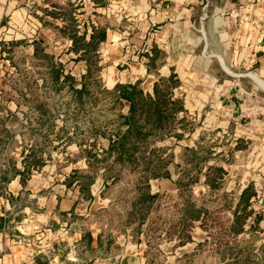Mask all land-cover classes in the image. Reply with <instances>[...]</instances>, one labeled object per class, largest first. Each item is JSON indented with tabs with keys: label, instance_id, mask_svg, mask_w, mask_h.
I'll return each mask as SVG.
<instances>
[{
	"label": "crops",
	"instance_id": "0c3cea01",
	"mask_svg": "<svg viewBox=\"0 0 264 264\" xmlns=\"http://www.w3.org/2000/svg\"><path fill=\"white\" fill-rule=\"evenodd\" d=\"M22 1L0 0V28L6 24L19 27L28 22L26 18L29 16L20 6ZM48 1L46 4L62 6L59 0ZM71 1L82 3L84 8L89 3L94 6L92 10L107 15L118 11L119 16L112 14L116 24L126 19L137 28L131 32L105 30L106 39L100 44L101 50L105 48L114 63L106 68L111 73L105 77L108 85L138 83L144 94L152 95L158 76L168 77L173 73L179 81L173 97L182 101L184 111L178 118H185L192 125V131L179 141L169 138L157 146L167 144L172 159L178 158L186 149L195 148L201 131L208 129L225 133L236 146L248 142L246 148L235 152L233 165L223 164L221 167L225 177L232 180L233 187L238 186L242 191L250 184L255 185L252 171L260 167L263 160L254 164L248 162V166L243 163L247 153L264 157V0ZM107 2L105 7L101 6ZM36 10L40 15L29 18L32 28L37 31L43 25L41 40L54 39L55 34L45 27L46 18L52 17L43 16L40 8ZM73 16L77 25L76 15ZM90 32L87 30V38ZM125 33L126 37L122 35ZM40 35L34 36V42L43 43L38 38ZM121 35L125 40L118 42ZM129 42L147 44V48L155 47L164 53L165 64L159 73H152L144 63L145 59L148 63V53L137 57L134 51L129 54L128 49L124 50ZM31 48L33 55L34 46ZM120 62L126 67L117 69L115 64ZM124 107L127 111L126 103ZM48 168L42 166L36 171L42 173ZM172 168L177 169L175 160L168 166L169 179L151 183L155 192H176L174 182L178 172ZM261 170L264 171V166ZM40 173L36 176L31 173L32 178L24 186L16 176L0 193V217L4 220L0 231V264H84L77 257V251L82 250L89 255V263L86 261L85 264H106L99 263L96 254L106 258L119 238L106 235L101 224L92 226L89 218L93 213L101 215L108 210L110 202L97 194L95 183L90 187L92 199H86L80 194L77 182L67 185L68 175L57 174L44 181L39 178ZM238 177L239 181H236ZM24 193L34 200L37 210L24 207L18 217L12 205ZM16 218V225L11 226L10 231L9 224ZM120 237L123 238V249L113 262L107 259L108 264H148L144 257L146 241L143 235L138 241L131 240L128 232ZM205 237L196 226L191 242L184 246L173 248V242L163 241L159 250L164 261L160 264H176V259L193 251ZM108 241H111L110 245H107ZM68 258H75V262Z\"/></svg>",
	"mask_w": 264,
	"mask_h": 264
},
{
	"label": "trees",
	"instance_id": "16d2710c",
	"mask_svg": "<svg viewBox=\"0 0 264 264\" xmlns=\"http://www.w3.org/2000/svg\"><path fill=\"white\" fill-rule=\"evenodd\" d=\"M50 7L53 10L40 7L42 15L62 23L60 27L54 28L64 40L70 42L67 54L74 55L71 61L85 63L86 73L78 81L70 72L65 71L64 64L45 52L41 42H33L32 59L43 69L40 87L44 95L65 92L70 96V101L65 105L49 106L40 100L42 95L37 94L26 74L22 75L25 76L23 88L14 89L17 95L2 94L6 103L13 102L16 109L23 106L29 111L33 110L34 115H38L36 131L44 132L46 136L57 132L53 129V118L57 111L65 110L67 116L71 115L68 109L73 104L77 110L73 116L77 118V113L86 110L87 106L94 108L108 101L106 112L114 113V118L103 121L88 118L82 132L90 133L92 138L77 143L87 170H72L66 178L67 185L77 182L80 194L86 199H92L90 187L96 179L101 181V197L119 184L130 185L131 188L122 189L116 201H111L109 209L101 214L112 212L114 204L121 205V214H115L119 222L118 232H128L133 241H138L140 235L144 236V257L148 264L164 261L159 250L163 241L173 242V248L190 243L196 226L205 233V240L198 243L190 253L176 259V264H264V242L256 245L264 229L259 227L263 214L252 208V198L256 197L254 187L250 184L242 191H225L226 173L221 166L207 165L212 150L202 144V137L196 142L195 148L185 150L177 164L179 175L174 182L176 192L151 191V181L169 179L168 166L172 161L169 149L166 146L158 147L157 144L169 138L179 141L193 128L185 118H178L184 108L182 101L173 97V90L179 86L176 76L173 73L168 77L158 76L152 95L144 94L138 83L117 84L111 90L102 88L94 79L101 71L97 67V51L106 39L105 27L91 26L87 38L86 29L79 32L70 9L56 3L50 4ZM10 44L13 46L19 42ZM151 50V56L146 54L149 70L155 69L156 60L163 56L155 47ZM125 103L128 108L123 114L121 111ZM5 111L9 117L0 118V148L11 134L5 128L6 122L12 123L17 119L10 111ZM23 114L28 121L26 113ZM61 132L68 135L63 127ZM72 133L75 135V132ZM56 136L58 140L60 137ZM66 137L59 140L61 145L72 142L70 134ZM98 137L106 140V148L97 146ZM238 145L236 149L240 148ZM21 157V170L13 162L0 170V193H3L6 183L16 176L20 177V184L24 186L32 170H39L45 162L42 155L32 147L28 154ZM197 186L200 187L198 192ZM111 214L114 218V213ZM3 224L4 220L0 217V231ZM110 244L111 241H108L107 245Z\"/></svg>",
	"mask_w": 264,
	"mask_h": 264
},
{
	"label": "rangeland",
	"instance_id": "374dc122",
	"mask_svg": "<svg viewBox=\"0 0 264 264\" xmlns=\"http://www.w3.org/2000/svg\"><path fill=\"white\" fill-rule=\"evenodd\" d=\"M54 2H57L58 0H52ZM59 3L62 5V7L66 9H70L73 14L76 15V19L78 20V26H80L79 32H83L84 29L88 32H90L91 26H102L105 27V29H118L119 31L125 30V31H137V28L130 25L131 23L126 19L122 20L119 24H116L117 22L112 18V14L118 15L120 12L114 11V13L110 12L109 15L107 13H103L102 11H94L92 10L94 6L90 5L89 3L86 4V7L82 5V3H78L77 1H71V0H63ZM68 2L69 4H66ZM65 3V5H64ZM45 4V5H44ZM107 3H102L101 6H106ZM77 5V6H76ZM24 8L27 15L30 17H33L35 14L40 15V12L36 10L40 7L48 8V10H53L50 7V4H46L43 0H23L22 4L20 5ZM37 6V7H36ZM110 16V17H109ZM28 17L26 20L28 22H25L24 25L21 26H14V25H8L6 24L4 27L0 28V118H5L8 112L5 111L7 109L10 111L14 117H16V121L9 123L6 122L5 128L11 132L10 136L5 138L4 145L0 148V170H4V168L8 167L10 165V162H13L15 164V167L19 170L22 169L21 166V155H26L29 152L30 147L34 149L37 153H40L42 157L44 158L45 162L43 166L49 167L42 173L37 172L36 170H32V176H36L40 173V179L48 180L49 178H53V176L60 174V175H69L72 170H81L84 172L87 170V166L85 164V159L83 156V153H81L80 149L77 147V143L86 142L90 140L91 134L90 133H83L82 131L85 130V124L88 122V118L92 119H113L114 113H107L106 110L108 109L109 103L106 101L105 103L98 104L97 107H89L87 106V109L83 112L77 113V118H74L73 114H76L77 110L75 109L74 105L71 104V107L68 109V113H71V115L65 114V110H60L55 113L54 125L53 129L54 131H57L56 133H52L49 135H45L44 132L36 131L37 124L36 120L38 115H34L33 110H28L25 107H21L20 109H16L13 102H9L8 104L5 101V98H3V94H9L12 93L13 95H17V92L14 91L16 88H23V78L25 76H22L23 74H26L28 77L27 80L30 81V84L34 85V90H36L37 94H41L42 97L40 98L41 101H44L49 106H55L59 104H66L70 101V96L66 94L65 92H62L61 94H54L53 92H50L49 95H44L43 89L41 86V78L43 75V69L39 67V64L37 61L32 59V48L34 42V36L37 34H41L38 38L40 41H42L41 47L44 48L45 52L49 55H53L55 57V60L61 62L64 64V69L67 72H70V74L79 81L80 77L86 73L85 71V63L79 62L75 63L71 61V58L74 56L72 54H67V48L69 47V43L66 42L57 29L54 28V26L60 27L62 23L57 20H53L51 18H46V28L51 30L55 34V38L47 40V42H44V40H41L43 38L42 29L44 28L42 25L37 26L38 30L36 31L34 28H32V21ZM118 18V17H117ZM36 22V21H35ZM131 26V27H130ZM130 27V28H128ZM36 32V33H35ZM120 35V34H119ZM123 36H127L126 33L122 34ZM120 36L118 42L121 40H125V38ZM131 36V35H130ZM41 37V38H40ZM33 40V41H32ZM19 42V44L11 45V42ZM124 50L129 51V54H132L133 51L135 52L134 55L137 57L144 56L146 53H148L150 56L153 54V51L151 48H147V44L141 45L136 44L135 42H129L128 45H125ZM5 50V51H3ZM106 49L99 45L97 55H98V64L97 67L101 68V71L98 75H96L98 84L105 89L111 90L113 87L107 84L105 77L107 75H111L110 71L107 68L109 65H114L113 59L110 58V56H107ZM162 52V51H161ZM163 53V52H162ZM125 54V53H124ZM138 54V55H137ZM164 53L163 56L156 60L155 62V69H152L151 72L154 74L159 73V69L161 66L165 64L164 60ZM145 64H147V60L144 61ZM117 65V69L121 68L120 66H123L124 68L126 65H123L122 62L115 64ZM104 72V73H103ZM78 87V86H77ZM100 96V95H99ZM5 108V109H4ZM123 114L126 113V108L124 107L121 111ZM23 113H26L28 121L25 120V115ZM103 115V116H102ZM9 117V116H7ZM11 119V118H10ZM15 120V119H14ZM65 130L66 133L61 132V129ZM79 129V131L77 130ZM30 130H34L30 131ZM77 130V131H76ZM72 132H75V135H73ZM200 134V137L203 138L204 145L209 146L211 148L212 157L207 163V165H214V166H221L223 164H234L235 162V152L238 150L235 148L236 145H234V141L229 138L225 133H220L217 130H202ZM72 133V135H71ZM73 137L72 142H70L67 145H61V142L59 140L63 139L64 137L68 138V136ZM203 134V135H202ZM45 135V136H44ZM59 135V139L57 140V136ZM199 137V138H200ZM197 138V139H199ZM64 140V139H63ZM66 140V139H65ZM198 141V140H197ZM96 143L99 148H106L107 142L101 137L96 138ZM196 145V144H195ZM248 145V142H243L242 144H239V149L246 148ZM160 147H165L167 144H161ZM169 149V147H167ZM24 152V153H23ZM168 154H171V151H168ZM173 154V153H172ZM250 153L246 154V159L243 163V166H248L247 163H256V161L260 162L262 161V165H258L260 167L255 168V170L252 171V181L255 183L253 185L254 190L256 192V197L252 198V208L256 212H260L263 214V222L259 224V227L261 229H264V171L261 170V167L264 166V157L261 156L257 158L256 155L249 156ZM183 155V154H182ZM181 155V156H182ZM49 156V158H48ZM180 157L172 159V161L175 160L176 167L180 160ZM254 166V165H253ZM52 168V169H51ZM51 169V170H50ZM174 170L178 171L177 169L172 168ZM179 175V173H178ZM32 178V177H31ZM129 177H127L128 179ZM233 177L232 179H234ZM126 179V180H127ZM236 181H239V177L236 178ZM250 179V178H248ZM158 181V180H156ZM152 182H150L151 191L155 192L154 188H152ZM64 184V182H63ZM232 180L229 178H224V188L225 191L230 192L235 189H239L238 186L233 187L232 186ZM238 184V182H237ZM241 186V185H240ZM101 181L99 179H96L95 182V188L97 189V194L100 196V189H101ZM130 185L123 186L121 184L117 185L116 187L112 188L107 194H105L104 198L108 200V202L114 201L116 197L119 195L122 189H130ZM200 189L199 186L196 187V192H198ZM162 192V191H161ZM167 192V191H165ZM170 193V192H167ZM170 193V194H174ZM116 201V200H115ZM119 203V202H116ZM14 207V213L18 214V217H21V211L24 207H32L35 211L37 210V207L35 205V202L33 199L29 198V196L24 193L21 195L19 200H15L13 202ZM112 212L110 213H103L101 215H95V213L91 214L90 216V224H93L92 226H97V224H101L103 229H105L106 235H113L114 237L119 238V241L116 240V243L113 245L111 249V254H108L105 258L102 255L96 254V257L98 258L99 263L105 262L108 264L109 261H106L107 259H110L112 262L115 259L116 255L120 254L122 251V239L120 236H123V233L118 232L120 229L118 227L119 222H117V217H115V214H121V205L120 204H114L112 207ZM111 213H114V218ZM17 217V218H18ZM17 218L12 222V224H9V228L11 231V226L16 225ZM107 236V237H108ZM109 239V237H108ZM117 239V238H116ZM107 240V238H106ZM117 242L121 243L119 245ZM264 242V233L259 235L256 245H260ZM118 247L115 248V247ZM77 257L79 260L85 264V262H88L89 255L85 253V250L77 251ZM114 258V259H113ZM110 263V262H109Z\"/></svg>",
	"mask_w": 264,
	"mask_h": 264
},
{
	"label": "built area",
	"instance_id": "2783aa9c",
	"mask_svg": "<svg viewBox=\"0 0 264 264\" xmlns=\"http://www.w3.org/2000/svg\"><path fill=\"white\" fill-rule=\"evenodd\" d=\"M68 260L73 263L75 262V258H68Z\"/></svg>",
	"mask_w": 264,
	"mask_h": 264
}]
</instances>
